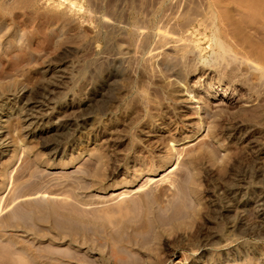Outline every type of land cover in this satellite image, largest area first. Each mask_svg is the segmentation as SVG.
<instances>
[{"label": "rangeland", "instance_id": "1", "mask_svg": "<svg viewBox=\"0 0 264 264\" xmlns=\"http://www.w3.org/2000/svg\"><path fill=\"white\" fill-rule=\"evenodd\" d=\"M241 61L264 67V0H0V264H264V76ZM196 79L219 112L185 107Z\"/></svg>", "mask_w": 264, "mask_h": 264}, {"label": "bare ground", "instance_id": "2", "mask_svg": "<svg viewBox=\"0 0 264 264\" xmlns=\"http://www.w3.org/2000/svg\"><path fill=\"white\" fill-rule=\"evenodd\" d=\"M206 21V20H205ZM204 21V22H205ZM208 21H209V19H208ZM207 23V22H206ZM210 23H213V22H210ZM198 23H196V25H197ZM202 24H204V23H202ZM207 24H209V22L207 23ZM207 24H204L205 25V27L207 26ZM199 25V24H198ZM201 25V24H200ZM215 25V24H214ZM203 25H201V27H202ZM210 26V25H209ZM198 27H200V26H198ZM208 27V26H207ZM206 27V28H207ZM214 27V26H213ZM198 29V28H197ZM214 29V28H213ZM188 30V29H187ZM200 30V29H199ZM204 30H205V28H203V32H204ZM207 30V29H206ZM210 30H212V29H210ZM196 31V30H195ZM194 31V32H195ZM207 31H209V29L207 30ZM213 31V30H212ZM211 31V32H212ZM193 32V31H192ZM199 32V31H198ZM211 32H209V34L211 33ZM214 32H215V30H214ZM213 32V33H214ZM197 33V32H196ZM202 33V32H201ZM201 33H199V34H201ZM189 34V33H188ZM191 34V33H190ZM189 34V35H190ZM198 34V35H199ZM186 35V34H185ZM185 35H183V36H185ZM202 35V34H201ZM210 35H212V34H210ZM187 36L188 35H186L185 37L187 38ZM214 36H216V34L214 35ZM189 38H188V40L190 41V37L191 36H188ZM210 37V36H209ZM186 38H184V39H186ZM194 38V37H193ZM213 38V37H212ZM211 38V39H212ZM183 39V37H182V39L179 41H176L177 43V45H173V46H171V47H167L166 49H164L165 50V54H167V53H172V54H175V55H172V56H177V55H179V60L181 61V59L182 58H184V57H189L190 55H187L186 56V54L185 53H190V54H192L193 53V55H195L194 53H197V51H198V41H194L193 43H191L190 42V44H188V42L186 43L185 42V40ZM214 41H215V39H213ZM217 40H219V38L217 37ZM216 40V41H217ZM212 41V40H211ZM213 41V42H214ZM220 41V40H219ZM218 42V41H217ZM175 44V43H174ZM198 44V45H197ZM217 44V43H216ZM220 44V45H219ZM219 44H217V46H219L220 47V49L219 50H221L222 51V55L224 56V55H229V56H227V57H231L232 58V54L230 55L229 53H232V52H230L229 50L227 51L226 50V48L225 47H223V45L221 44V43H219ZM209 45V44H208ZM212 46V45H211ZM210 46V47H211ZM225 46H227L226 44H225ZM178 47V48H177ZM180 47V48H179ZM210 47H208V48H210ZM207 48V47H206ZM212 48V47H211ZM210 48V49H211ZM230 48V47H229ZM218 50V49H217ZM216 50V51H217ZM187 51V52H186ZM202 51V50H201ZM200 52V51H199ZM215 52V51H214ZM218 52V51H217ZM216 52V53H217ZM215 53V54H216ZM220 53V52H219ZM158 54V53H157ZM170 54H169V56H170ZM210 54H212V53H210ZM185 55V56H184ZM221 55V56H222ZM192 56V55H191ZM199 56V55H198ZM220 56V57H221ZM193 57L195 58V56H192V58L190 57V58H188L189 60L188 61H190L191 59L193 60ZM197 57V56H196ZM216 57V56H215ZM220 57H217L218 58V60H221V59H219ZM225 57V56H224ZM227 57H225V58H227ZM234 57V56H233ZM172 58V57H171ZM209 58H212V57H210L209 56ZM216 58V59H217ZM224 58V59H225ZM228 59V58H227ZM226 59V60H227ZM175 60V59H174ZM178 60V58H177V62L179 61ZM184 60H185V58H184ZM197 60V59H196ZM202 60H203V58H202ZM206 60V59H205ZM230 60V59H229ZM233 60V59H232ZM236 60H238V58L236 59ZM235 60V61H236ZM168 61V60H167ZM172 61V60H171ZM187 60H185V62H186ZM187 61V62H188ZM231 61V60H230ZM234 61V62H235ZM182 62V61H181ZM184 62V61H183ZM182 62V64L180 63H176V64H174V66H173V69H174V67L175 66H178V65H180L179 67H177V70H176V76H177V80H179V79H184L186 76H182L183 74H182V70L184 71V67L185 66H190V65H187L185 62L183 63ZM191 62V61H190ZM195 62V61H194ZM193 61L191 62V67H192V63H194ZM233 63V62H232ZM231 63V64H232ZM238 63V62H237ZM240 63H242L243 64V66H245V67H247V70H248V72H250V73H253V74H257V76H255V77H257V78H259V79H262V77L264 76V67L263 66H261V65H259V64H257V63H250V62H245V64L243 63V61H241ZM184 64H186L185 66H184ZM190 64V63H189ZM213 64V63H212ZM230 64V65H231ZM183 65V66H182ZM205 65V64H204ZM220 65V64H219ZM218 65V66H219ZM237 65V64H236ZM235 64H234V66H236ZM194 66V65H193ZM196 66H197V63H196ZM213 66V65H212ZM229 66V65H228ZM238 66V65H237ZM169 67V66H168ZM191 67L189 68V69H191ZM224 67V66H223ZM239 67V66H238ZM58 68V67H57ZM73 68V67H72ZM176 68V67H175ZM195 68V67H194ZM228 68V67H227ZM234 68V67H233ZM232 68V69H233ZM237 68V67H236ZM43 69V68H42ZM65 69V68H64ZM188 68H186V70H187ZM188 69V70H189ZM199 69V68H198ZM202 69H203V67H202ZM238 69V68H237ZM55 70V69H54ZM52 68H48L47 67V69L45 70V73H46V75H48V76H50L51 78H53L54 79V82H55V80H57V81H62L63 79H65V81H67V80H71V81H76L75 79H73L75 76L74 75H70V74H68V73H64V74H60V72H56V70L54 71ZM66 70V69H65ZM186 70L184 71V72H186ZM201 70V69H200ZM212 70V69H211ZM230 70V69H229ZM233 70H235V69H233ZM246 70V69H245ZM61 71V70H60ZM203 71V70H202ZM210 71V70H209ZM223 71V70H222ZM183 72V73H184ZM207 72V71H206ZM232 72V71H231ZM230 72V73H231ZM72 73V72H71ZM208 73L209 72H207L206 73V75H208ZM205 74V73H204ZM215 74V73H214ZM45 75V74H44ZM218 75V74H217ZM240 75V74H239ZM242 75V74H241ZM74 76V77H73ZM181 76H182V78H181ZM215 76V75H214ZM232 76V75H231ZM237 76V75H236ZM175 77V76H174ZM217 77V76H216ZM219 77V76H218ZM252 77V76H251ZM176 78V77H175ZM179 78V79H178ZM187 78V77H186ZM206 78V77H205ZM215 78V77H214ZM246 78H247V76H246ZM256 78V79H257ZM45 79H46V77H45ZM44 79V80H45ZM53 79H52V81H53ZM172 79H174V78H172ZM238 79V78H237ZM251 79V78H250ZM177 80H176V82H177ZM186 80V79H185ZM205 80V79H204ZM220 80V79H219ZM226 80V79H225ZM245 80H247V79H245ZM48 81H50V80H48ZM71 81H69V83H70V85H71ZM175 81V80H174ZM180 81V80H179ZM183 82H184V80H182ZM224 81V80H223ZM46 82H47V79H46ZM58 82V83H59ZM183 82H182V85H180L181 86V90L180 91H182V96L184 97V100H183V102H184V104H185V107H187V109L188 108H193V109H197L195 106H199V105H203V102L204 103H207L208 104V102H205V101H207V99L206 98H208V99H211L213 102H212V104H211V106H212V109L211 110H213L214 112H219L220 111V107H222V106H224L225 105V103H227V99H229L230 97L228 96V95H230L229 94V92L227 91V90H221V92L220 93H218L217 91L220 89L219 88V86L216 84V86H214V84L213 85H211L210 83H208V84H206L204 87H201L200 88V90H197V89H199V86L197 87V84H198V79H196L195 80V82L194 83H196V85H193V84H183ZM186 82H187V80H186ZM226 82V81H225ZM260 82V81H259ZM57 83V82H56ZM66 83H68V82H66ZM229 83V85H230V82H228ZM237 83V82H236ZM46 84V83H45ZM48 84H50V85H52L51 83H48ZM48 84H46V86L48 85ZM73 84V83H72ZM75 84V83H74ZM201 84V83H200ZM60 85V84H59ZM174 85H175V83H174ZM45 86V87H46ZM54 86V85H53ZM57 85H55V87H56ZM73 86V85H72ZM177 86H179V85H177ZM202 86V85H201ZM60 87V86H59ZM61 87H62V85H61ZM60 87V88H61ZM225 87H227V86H225ZM178 88V87H177ZM47 89V88H46ZM45 88H44V90H46ZM49 89V88H48ZM52 89H53V87H52ZM63 89V88H62ZM218 89V90H217ZM225 89V88H224ZM54 90V89H53ZM52 90V91H53ZM59 90V89H58ZM10 91H12V90H10ZM56 91V90H55ZM61 91V90H60ZM45 93L47 92V91H44ZM43 92V93H44ZM49 92V91H48ZM47 92V93H48ZM1 93V92H0ZM50 93H52V92H50ZM65 93V92H64ZM69 93V92H68ZM222 93V94H221ZM16 94V93H15ZM14 94V95H15ZM49 94V93H48ZM66 94V93H65ZM221 94V95H220ZM233 94V93H232ZM251 94V93H250ZM4 95V94H3ZM2 95V96H3ZM13 95V96H14ZM17 95V94H16ZM44 96H45V94H43ZM47 95V94H46ZM67 95V94H66ZM2 96H0V104L3 102L2 101ZM4 96H6V95H4ZM10 97H12V96H10ZM15 97V96H14ZM14 97H12L13 99H14ZM64 97L66 98V96L64 95ZM70 97V96H69ZM206 97V98H205ZM11 98V99H12ZM52 98V97H51ZM5 99H7V98H5ZM46 99V98H45ZM64 99V98H63ZM70 99H71V97H70ZM206 99V100H205ZM3 100H4V98H3ZM8 100V99H7ZM15 100V99H14ZM47 100V99H46ZM48 100H50V98H48ZM47 100V101H48ZM61 100V99H60ZM205 100V101H204ZM210 100V101H211ZM253 100V99H252ZM5 101V100H4ZM16 101V100H15ZM43 101V100H42ZM52 101H53V99H52ZM52 101H51V103H52ZM72 101V100H71ZM209 101V102H210ZM46 102V101H45ZM44 102V104H46ZM50 102V101H49ZM68 102V101H67ZM255 102V101H254ZM16 103H17V101H16ZM37 103V102H36ZM38 103H39V101H38ZM55 103V102H54ZM57 103H58V101H57ZM64 103V102H63ZM70 103V102H69ZM73 103V102H72ZM239 105H238V107H244V106H251L252 105V102H251V100L250 99H247V100H243V101H241V102H237ZM2 104H4V103H2ZM1 104V105H2ZM14 104V102L11 104V105H13ZM24 104H26V102L24 103ZM41 104V103H40ZM49 103H47L46 105H48ZM61 105H62V103H60ZM210 104V103H209ZM208 104V105H209ZM34 105V104H33ZM36 105V104H35ZM45 105V106H46ZM50 105V104H49ZM54 104H52V106H53ZM7 106V105H6ZM9 106V105H8ZM40 105H38L37 107H39ZM42 106V105H41ZM51 106V105H50ZM49 106V107H50ZM51 106V107H52ZM55 106V105H54ZM53 106V107H54ZM63 106V105H62ZM67 106V105H66ZM71 106V105H70ZM10 107V106H9ZM12 107V106H11ZM59 107V106H58ZM61 107V106H60ZM1 108V107H0ZM21 108H22V106H21ZM33 108H34V106H33ZM41 108V107H40ZM45 108V107H44ZM66 108V107H65ZM202 108V107H201ZM3 109H4V107H3ZM3 109H1V111L3 110ZM12 109V108H11ZM26 109V108H25ZM39 109V108H38ZM48 108L46 107V112L48 111L49 112V110H50V108H49V110H47ZM53 109V108H52ZM13 110V109H12ZM65 110V109H64ZM153 110V109H152ZM40 111V110H39ZM45 111V110H44ZM53 111V110H52ZM10 112V111H9ZM33 112V111H32ZM46 112L44 113V114H46ZM7 113V112H6ZM50 113V112H49ZM48 113V114H49ZM210 113V112H209ZM2 112H0V120H1V118H3L2 117ZM11 114H13V113H10V115ZM23 114V113H22ZM21 114V115H22ZM32 114V113H31ZM36 114V113H35ZM33 115V116H36V115ZM40 114V113H39ZM39 114H37V116L40 118L41 117V115H39ZM48 114H47V118L49 117L48 116ZM52 114V113H51ZM150 114V113H149ZM9 115V114H8ZM59 115V114H58ZM17 116H18V113H17ZM24 116V115H23ZM27 116V115H26ZM10 117V116H9ZM19 117V116H18ZM21 117V116H20ZM65 117V116H64ZM225 117V116H224ZM33 118H36V117H33ZM31 116L30 117H25V118H22L21 117V119H20V121L22 122V126H23V129L22 130H24V131H27L28 129H29V126H30V121L33 119ZM61 118V117H60ZM227 118V117H226ZM7 120H8V117H5V120H2L1 121V125H0V144H2V142L4 143V145H5V143L7 142L6 141V139L4 138L6 135H7V131H6V134L4 133L5 131H4V129H3V127L4 126H2L3 124H5V123H7ZM36 120H37V118H36ZM40 120H41V118H40ZM50 120V119H49ZM35 121V120H34ZM56 121V120H55ZM232 121V120H231ZM42 122V121H41ZM46 122V121H45ZM51 122V121H50ZM36 123V122H35ZM39 123V122H38ZM20 124V123H19ZM45 124V123H44ZM6 127V126H5ZM32 127V126H31ZM31 127H30V129H31ZM34 128V127H33ZM256 128V127H255ZM29 129V130H30ZM36 129V128H35ZM34 132V131H33ZM24 133V132H23ZM5 135V136H4ZM255 137V136H254ZM9 139V138H8ZM7 139V140H8ZM6 142H5V141ZM8 142H9V140H8ZM7 144V143H6ZM8 145V144H7ZM6 145V146H7ZM1 146H3V145H1ZM5 146V147H6ZM259 146V145H258ZM257 146V147H258ZM261 146V145H260ZM256 147V148H257ZM7 149V148H6ZM257 152V151H256ZM258 152H261L260 151V148H259V151ZM262 152H264V150H262ZM255 154V153H254ZM253 154V155H254ZM261 156V155H260ZM263 156V155H262ZM261 156V157H262ZM257 158V157H256ZM264 160V159H263ZM263 165H264V163H263ZM173 169V168H172ZM157 180V179H156ZM156 180H154V181H156ZM237 181V180H236ZM227 183V182H226ZM225 183V184H226ZM230 184H231V182H229ZM224 184V185H225ZM228 184V183H227ZM233 184H235L234 182H233ZM223 185V184H222ZM222 185L220 186V188L222 187ZM235 186V185H234ZM234 186H232V187H234ZM237 186V185H236ZM240 186V185H239ZM224 187V186H223ZM231 186H228V187H226L225 186V188H223V190H222V193L224 194V197H225V195L226 196H228L229 197V200L231 201V202H234V200H235V198H237L236 197V195L234 194L233 196H232V194H233V188H232ZM239 188V187H238ZM235 189V188H234ZM239 190V189H238ZM241 192V191H240ZM240 192H238V193H240ZM243 193V192H242ZM238 196V195H237ZM239 196H241V194L239 195ZM245 197V196H244ZM242 198V197H241ZM237 200H239V199H237ZM239 201H241V200H239ZM258 201V200H257ZM261 202H262V200H261ZM264 202V201H263ZM225 203V202H224ZM247 203V202H246ZM263 204V203H262ZM237 205V204H236ZM246 205V204H245ZM258 205V204H257ZM264 205V204H263ZM262 205V206H263ZM225 206V205H224ZM259 206V205H258ZM245 207V206H244ZM231 208V207H230ZM260 210V209H259ZM262 210H263V207H262ZM240 214H241V212H239ZM263 214V213H262ZM264 217V216H263Z\"/></svg>", "mask_w": 264, "mask_h": 264}]
</instances>
